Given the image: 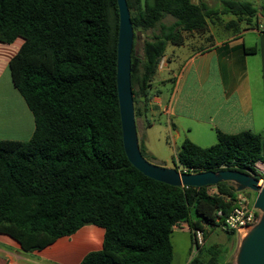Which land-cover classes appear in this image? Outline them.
Wrapping results in <instances>:
<instances>
[{"label":"trees","instance_id":"trees-1","mask_svg":"<svg viewBox=\"0 0 264 264\" xmlns=\"http://www.w3.org/2000/svg\"><path fill=\"white\" fill-rule=\"evenodd\" d=\"M126 1L134 33L152 31L141 52L131 51L134 115L142 116L166 44H182L185 33L202 32L206 19L222 14L264 17V7L243 0H223L220 8L192 0ZM165 15L173 20L163 22ZM117 29L116 0H0V41L23 40L9 61L11 81L34 118L29 139H0V234L23 251L94 224L104 229L101 248L78 264H170L174 226L185 223L194 244V229L206 239L236 204L227 181L214 192L209 185L172 186L129 162L115 80ZM257 161L264 164V134L247 130L218 132L208 146L184 139L172 157L179 171L229 168L260 178ZM200 248L186 264H234L219 262L218 243L206 247V258Z\"/></svg>","mask_w":264,"mask_h":264},{"label":"crops","instance_id":"crops-1","mask_svg":"<svg viewBox=\"0 0 264 264\" xmlns=\"http://www.w3.org/2000/svg\"><path fill=\"white\" fill-rule=\"evenodd\" d=\"M252 18L222 14L206 19L202 32L185 33L182 44L164 51L144 117H164L171 156L184 139L208 146L218 132L264 134V23L258 24L259 12L254 24ZM22 41H0V139L27 140L34 130L33 114L12 84L9 68ZM249 47L255 51H244ZM147 120L153 127L159 118ZM103 233L102 227L85 224L31 251L0 234V264H78L87 252L101 248Z\"/></svg>","mask_w":264,"mask_h":264},{"label":"water","instance_id":"water-1","mask_svg":"<svg viewBox=\"0 0 264 264\" xmlns=\"http://www.w3.org/2000/svg\"><path fill=\"white\" fill-rule=\"evenodd\" d=\"M118 29L116 42V91L123 149L129 162L144 175L172 186H205L227 181L235 191L249 189L256 192L253 207L261 213L257 222L246 230L240 242L235 264H264V182L251 173L234 169L207 170L200 172L179 171L174 167L154 164L140 152L134 118L130 79L131 51L141 52L138 30L134 33L126 0H116Z\"/></svg>","mask_w":264,"mask_h":264},{"label":"rangeland","instance_id":"rangeland-1","mask_svg":"<svg viewBox=\"0 0 264 264\" xmlns=\"http://www.w3.org/2000/svg\"><path fill=\"white\" fill-rule=\"evenodd\" d=\"M193 2H205L209 6L213 8L222 7L223 0H192ZM251 2L258 11H261V7H264V0H243ZM260 19V18H259ZM172 17L169 15H165L162 19L163 22L172 21ZM252 23H255L254 17L251 19ZM259 23H264V17L261 15V20ZM241 26L246 25L244 20L240 23ZM152 34L151 30H146L139 37L140 41L144 38H150ZM171 44H166L165 51L169 52L171 50ZM157 85V84H156ZM155 87V86H154ZM154 87L149 88V97L152 100V97L155 95L156 91ZM149 100V101H150ZM141 105V103H138ZM158 116V117H157ZM135 125H136V133L138 139V146L141 150V154L143 157L152 162L154 164L166 167H174L172 162L171 150L166 142L165 137V127H164V117L156 114V121L159 118L153 127L145 124V121L148 119L150 121H155V118L151 116V114L146 115V119L142 115H134ZM147 120V122H148ZM254 168L256 173L260 176V178L264 179V164L260 161H257L254 164ZM216 190L214 185L208 186L209 192H214ZM247 198L248 204L252 205L256 196V192L245 189L241 191ZM260 212V211H259ZM261 213V212H260ZM247 231L234 232L233 234H229L225 229L221 226H215L210 230L209 235L204 240L203 245L201 246L199 251V255L202 258H206L207 254L205 252L206 247H208L212 243H218L220 245V252L218 256L219 262H224L226 260H231L235 264L236 254L240 245L241 240L246 235ZM170 242L172 245V260L170 264H186L187 261L195 254H197L195 246L191 242L190 233L187 225L185 223H181L177 227H174L170 233Z\"/></svg>","mask_w":264,"mask_h":264},{"label":"built area","instance_id":"built-area-1","mask_svg":"<svg viewBox=\"0 0 264 264\" xmlns=\"http://www.w3.org/2000/svg\"><path fill=\"white\" fill-rule=\"evenodd\" d=\"M264 27V25H262ZM264 179L259 178L258 184H262ZM218 215H221V211H217ZM260 212L253 205L248 204V198L241 192H236V204L229 210V212L223 216L220 225L225 230H232L234 232H241L248 230L254 225ZM178 226V225H177ZM174 226V227H177ZM194 246L197 248L201 247L204 243L203 232L200 229L193 230Z\"/></svg>","mask_w":264,"mask_h":264}]
</instances>
